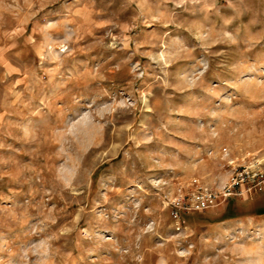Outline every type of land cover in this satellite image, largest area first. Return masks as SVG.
Here are the masks:
<instances>
[{"label": "rangeland", "instance_id": "rangeland-1", "mask_svg": "<svg viewBox=\"0 0 264 264\" xmlns=\"http://www.w3.org/2000/svg\"><path fill=\"white\" fill-rule=\"evenodd\" d=\"M237 169L264 0H0V264H264V193L172 215Z\"/></svg>", "mask_w": 264, "mask_h": 264}, {"label": "built area", "instance_id": "built-area-1", "mask_svg": "<svg viewBox=\"0 0 264 264\" xmlns=\"http://www.w3.org/2000/svg\"><path fill=\"white\" fill-rule=\"evenodd\" d=\"M197 189L188 200L179 199L173 204L172 215L177 223L182 222V215L192 212H202L227 203L229 199H239L252 193L264 190V174L254 170H235L229 181L220 190L201 187L198 179L193 180Z\"/></svg>", "mask_w": 264, "mask_h": 264}, {"label": "trees", "instance_id": "trees-1", "mask_svg": "<svg viewBox=\"0 0 264 264\" xmlns=\"http://www.w3.org/2000/svg\"><path fill=\"white\" fill-rule=\"evenodd\" d=\"M263 193H264V190H263L262 192H259V193H252V194L246 196V201H240V202H249V201H252V200H254L256 197H259L260 195H262ZM233 201H239V200H237V199H229V200L227 201L226 205H225V208L228 207V206H230V204H231ZM261 213H264V211H261ZM194 214H196V213H194ZM194 214H193V215H194ZM183 217L186 219V217H188V216H187V214H183Z\"/></svg>", "mask_w": 264, "mask_h": 264}]
</instances>
